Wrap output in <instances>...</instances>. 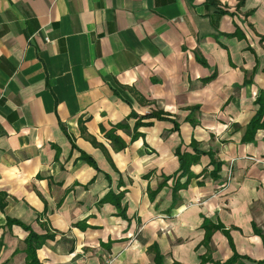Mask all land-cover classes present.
Listing matches in <instances>:
<instances>
[{
	"label": "crops",
	"instance_id": "obj_1",
	"mask_svg": "<svg viewBox=\"0 0 264 264\" xmlns=\"http://www.w3.org/2000/svg\"><path fill=\"white\" fill-rule=\"evenodd\" d=\"M213 1L0 0V264L30 230L40 264L264 260V0Z\"/></svg>",
	"mask_w": 264,
	"mask_h": 264
},
{
	"label": "trees",
	"instance_id": "obj_2",
	"mask_svg": "<svg viewBox=\"0 0 264 264\" xmlns=\"http://www.w3.org/2000/svg\"><path fill=\"white\" fill-rule=\"evenodd\" d=\"M211 4H215L216 2L213 0H210ZM223 13L228 12L225 10H222ZM231 13V12H230ZM237 34V30L233 33ZM198 60L205 64V62L198 57ZM213 75L208 76L206 78L210 79ZM245 82H248L246 79ZM255 103L258 105V108L255 112V114L252 116L250 121L246 125L245 133L243 136L244 141H251L254 139V135L257 131V129L264 127V92L261 91L255 98ZM152 114L148 113L145 115V117L150 116ZM161 117V116H158ZM116 126H125L123 122L118 123ZM108 137H110L114 143L116 144V148L122 149L125 146V143L116 135H114L111 132L107 133ZM176 154L178 155L179 159V175L180 176H186L188 181L192 177V172L190 171V165L198 160V154H190L188 152H180V150L177 148L175 150ZM86 161L90 162L92 165L95 166V162L90 157H85ZM212 162H215L212 160ZM178 184H176L173 188V198H176V190H177ZM154 191L150 192V194L153 195ZM114 204L117 207H120L119 199H115ZM0 206H3V204L0 203ZM123 212V211H122ZM28 228L27 226H24ZM203 227L205 228V235H204V242H207L209 240V237L211 235V232L214 229L220 228L218 224H210V223H203ZM29 229V228H28ZM46 238V235H38L34 233L33 231H29L27 237H26V262L27 264H40L39 261L36 258V249L39 248ZM147 251L153 253V260L155 264H163V255L159 251L156 243H153L147 247ZM205 258H203L204 260ZM244 259H249L248 257L239 255L234 251L232 256L228 258L227 260L220 262L216 261L215 264H245ZM250 260V259H249ZM256 264H264V260H258L254 261Z\"/></svg>",
	"mask_w": 264,
	"mask_h": 264
},
{
	"label": "built area",
	"instance_id": "obj_3",
	"mask_svg": "<svg viewBox=\"0 0 264 264\" xmlns=\"http://www.w3.org/2000/svg\"><path fill=\"white\" fill-rule=\"evenodd\" d=\"M112 260L110 258H106L103 260V262L101 264H111Z\"/></svg>",
	"mask_w": 264,
	"mask_h": 264
}]
</instances>
